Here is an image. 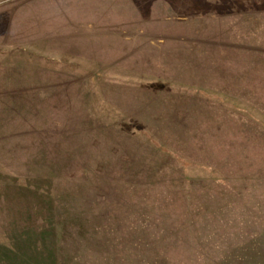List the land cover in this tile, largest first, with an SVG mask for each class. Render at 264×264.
Masks as SVG:
<instances>
[{"label":"rangeland","instance_id":"374dc122","mask_svg":"<svg viewBox=\"0 0 264 264\" xmlns=\"http://www.w3.org/2000/svg\"><path fill=\"white\" fill-rule=\"evenodd\" d=\"M0 264H264V0H0Z\"/></svg>","mask_w":264,"mask_h":264}]
</instances>
